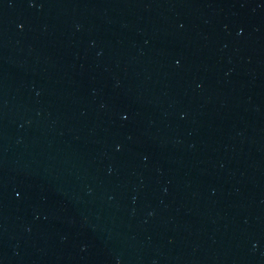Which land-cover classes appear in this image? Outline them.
Returning <instances> with one entry per match:
<instances>
[{"label":"water","instance_id":"95a60500","mask_svg":"<svg viewBox=\"0 0 264 264\" xmlns=\"http://www.w3.org/2000/svg\"><path fill=\"white\" fill-rule=\"evenodd\" d=\"M0 264H264V0H0Z\"/></svg>","mask_w":264,"mask_h":264}]
</instances>
